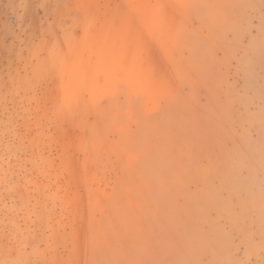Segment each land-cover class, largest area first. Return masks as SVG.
Instances as JSON below:
<instances>
[{"label":"rangeland","instance_id":"obj_1","mask_svg":"<svg viewBox=\"0 0 264 264\" xmlns=\"http://www.w3.org/2000/svg\"><path fill=\"white\" fill-rule=\"evenodd\" d=\"M0 264H264V0H0Z\"/></svg>","mask_w":264,"mask_h":264}]
</instances>
